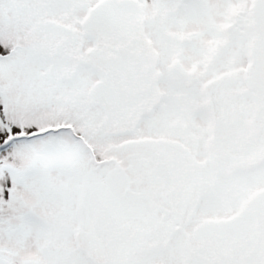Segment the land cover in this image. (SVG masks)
Returning a JSON list of instances; mask_svg holds the SVG:
<instances>
[{
  "label": "flooded vegetation",
  "instance_id": "1",
  "mask_svg": "<svg viewBox=\"0 0 264 264\" xmlns=\"http://www.w3.org/2000/svg\"><path fill=\"white\" fill-rule=\"evenodd\" d=\"M123 1H134L140 7L145 0L118 3ZM165 1L171 8L159 29L151 33L153 56L146 52L142 58L143 70L138 79L141 86L148 83L156 98L151 81L155 76L158 92L165 93L163 89L169 86L168 94L173 100L160 95L157 109L141 111L135 120L124 119L113 129L107 128L111 137H121L117 147L120 152L116 151L120 157H131L125 166L119 163L120 170L113 171L122 173L126 180L115 197L119 200L117 207L113 206V198L106 197L112 189L107 190L97 208L88 206L86 196L80 195L74 203L73 218H68V224L73 225L70 238L56 245L54 233L67 225V218L46 217L43 212H33L30 204L25 221L32 223L36 231L33 237L41 241L34 257L17 253L18 240L28 238L26 234L31 230L23 232L24 216L15 211L13 220L19 222L12 229L24 235L14 240V247L5 249L7 254L0 256L1 264H234L237 260L243 264L258 248L264 252V182L233 187L221 186L215 179L220 176L232 182L256 177L264 169V93L253 92L251 86L257 53L263 44L255 26L258 0ZM187 3L201 7H180ZM121 5L119 9L128 6ZM197 15L205 17L201 21L205 30L188 33L184 30L185 18ZM164 28L179 33H167ZM124 29L132 39V22L125 23ZM157 34L172 41L174 52L170 60L168 49L162 48V38L158 40ZM90 44L83 53L96 62L101 73L98 79L102 80V67L107 63L100 66L99 62L113 55L114 47L108 41ZM242 51L244 64L240 71ZM132 58L137 64L140 57L133 54ZM199 70L201 74H196ZM216 82L233 86L230 102L219 99L220 106L210 103L213 92L209 88ZM150 92L135 96L140 101L144 98L140 95L148 97ZM193 93L201 104L183 107L192 102ZM246 103L251 104L247 109L242 106ZM158 110L170 112L167 117L171 121L159 126L152 123ZM178 124L182 127L180 132ZM136 158L143 174L136 179L137 185H132L130 172L136 165L130 160ZM209 159L213 164L219 159L218 167L222 168L210 169L205 164ZM148 166L150 169L145 171ZM111 176L112 173L104 182L108 184ZM80 189L77 185L76 195L81 194ZM97 221H101L98 228L88 227ZM199 225L208 232V249L201 243L193 244V228Z\"/></svg>",
  "mask_w": 264,
  "mask_h": 264
},
{
  "label": "snow or ice",
  "instance_id": "2",
  "mask_svg": "<svg viewBox=\"0 0 264 264\" xmlns=\"http://www.w3.org/2000/svg\"><path fill=\"white\" fill-rule=\"evenodd\" d=\"M121 7L118 0H0L4 207L27 214L16 190L33 207H47L56 189L74 178L70 161L87 167L88 153L78 136L90 143L99 139L100 96L91 86L101 73L83 48L107 34ZM243 264H264V252L258 248Z\"/></svg>",
  "mask_w": 264,
  "mask_h": 264
},
{
  "label": "rangeland",
  "instance_id": "3",
  "mask_svg": "<svg viewBox=\"0 0 264 264\" xmlns=\"http://www.w3.org/2000/svg\"><path fill=\"white\" fill-rule=\"evenodd\" d=\"M120 4H128V6L126 8L117 10L116 23L114 24V26L107 32L106 35L102 37V39L96 41L100 43L108 41L114 47L111 48V51H113L114 54L110 57H107L104 62L103 60L99 62L100 66L102 63H107L106 65L102 64V73L105 74V78L102 80H99L98 78L94 79L92 81L91 86L92 90L97 92L100 96V100L96 105V111L98 114L97 127L100 129L99 139L96 143H90L89 141L85 140L82 136H78V139L80 140L82 146L86 149L88 153V157L86 159L87 167L82 170L78 162L70 161L71 167L73 169V175L76 172H79L81 173V176L79 178L75 176L72 180L65 181L60 187H58L54 193L53 201L49 206L44 208L33 207V209H31L33 212H43L46 217L54 219L67 218V225L64 226L63 229H59L54 233L56 235V245H59L61 240L62 245L67 242L68 237L70 238V228H72L73 225L68 224V218H73L72 212L75 206L74 203L79 201L80 195L83 198L86 196L85 202L88 206L91 205V208L96 206L97 208V206L103 201L107 190L112 189V194L106 197H108V200L110 198H113L114 207H117V204L119 203V200L115 197L119 196L118 192H120L121 188L126 185V180L125 178H122V173H113L116 166H119V164L115 163L118 162L123 165H126V163L129 161V159H131V157H125L123 159L122 157H120V155L116 151L120 152L117 147L118 144L121 142V137H118V139L116 137H111L107 131V128L113 129L115 127V124H120L121 121L124 119L135 120L139 112L141 111L148 113L150 110H152V108L157 109V100L160 95H163L162 97L164 99L173 100V98L168 94V91L170 89L169 86L163 89L165 93L158 92V90L156 89L157 78L155 76L154 78L152 76L153 80L151 81L153 84L154 92L156 91V98H153L152 90L148 97L140 95L141 97H144L141 98L140 101L138 97L135 96L138 95V90L141 88L140 80L138 78L141 77L143 70L142 58L145 57L146 52L152 54L153 56V46L151 44V41H153V37L151 38V33H154L153 31L159 29L162 22L165 21V17H167L171 5H169L168 2L165 0H145L144 7L141 11V6L139 7L134 1H123ZM204 19L205 17L202 15H197L194 17L187 16L185 18L184 30L188 33L196 29L205 30V28H202L201 26V21ZM128 21L132 22V27L134 30V35L132 39L128 38L129 36L126 35L124 29V25ZM164 30H166L167 33H179V31H174L173 29L168 30L164 28ZM156 38H158V40L162 38V48L168 49L167 58L170 60L173 57L174 52V47L173 51L171 50L172 41L158 34L156 35ZM117 42H119V45L115 46L114 44H117ZM90 45L91 44L88 43L84 47L85 49L83 48V52H85V50L88 49ZM126 54H129V56H126ZM133 54L136 55V57H140L138 59L137 64L136 61H133L134 58L130 59V56ZM240 58L241 61L238 67L241 71L244 64L243 51L240 55ZM143 64H145L146 66L148 65V62L144 61ZM190 68L191 66L189 65L188 69ZM201 72L202 71L199 70L196 74H201ZM155 74H157L156 71ZM227 86L230 88H227ZM209 89H211L213 92L211 94L212 101L210 99V103L214 104V106H220L222 104L221 102H219V99L222 102H225L229 99V97L231 98V94L233 92L232 90H234L233 86L231 87L227 85V83L222 82L212 83ZM258 102L261 101L259 100ZM194 104H201V100L195 93H193L192 95V102L184 103L183 107H187L189 109ZM250 105L251 104L246 103L242 106H245V108L247 109V107H249ZM166 107H169V105ZM159 111L160 110L157 111V115H155V118L153 119L152 123H155L156 126H159L158 124H167L171 121V119L167 117V114H169L170 112L159 113ZM180 127L181 126L178 124L177 132L181 131L182 127ZM190 127L194 128L193 124H190ZM192 132L194 136H196V131L194 129H192ZM92 149L96 150L95 153L97 154L98 161L96 164H93V166L89 162V157L92 154ZM218 160H216V163L213 164L212 160L209 159L205 161V164L210 169L213 168L214 170L219 171L222 167H218ZM130 161H132L136 165V167L132 166L133 171L130 172L132 185H137L136 179H138L140 174H143V172L141 171L142 168L138 167L139 161L137 160V158ZM197 161L198 163H201L200 160L197 159ZM94 167H98L101 171L95 172ZM144 169L145 171H148L150 169V166L145 167ZM123 170H125L124 167ZM111 173L112 176L108 179L107 184L104 182V180L106 181L105 178H108L109 174ZM255 176L256 177L249 176L248 178H239L238 180H234L232 182H226L220 176H217L215 179L218 180V184L221 186L230 185L234 187L236 185L240 187H251L254 185H262V182H264V169L260 172L258 176ZM77 185L81 187V194L76 195ZM88 187H90L92 190H90ZM16 192L23 199L25 205H28V207H30V204L32 205V202L28 196L24 195L23 193H19V190H16ZM6 203L7 202L3 200V197L0 196V256H5V254H7L5 253V249H10L11 247H14V240H17L22 235H24L18 234L17 236H15L11 232L10 228L12 227V225L16 224V222H19V220H13V216H15L14 212L20 211L4 207ZM28 210L30 209H27V211ZM94 215L95 217L97 216V209H95ZM22 216H24V222H21L24 227L23 232L25 231V229H27V231L31 230L32 233L30 231L29 234H26L28 238H20L18 240L19 247L16 248L17 253L23 257H28L30 255H33L34 257V255L37 253L36 247L40 244L41 241H39V238L35 239L33 237L34 234L36 235V231L32 223L25 221V219L28 217L27 214H23ZM100 223L101 221H97L96 224H89L88 227L91 229H96L99 227ZM193 229L194 233L196 234L193 240V244L198 245L201 243L200 246L203 245L204 249H208V244L210 243V240L207 237L208 232L206 231V228H203V226L199 225V227L194 226Z\"/></svg>",
  "mask_w": 264,
  "mask_h": 264
},
{
  "label": "water",
  "instance_id": "4",
  "mask_svg": "<svg viewBox=\"0 0 264 264\" xmlns=\"http://www.w3.org/2000/svg\"><path fill=\"white\" fill-rule=\"evenodd\" d=\"M255 25L263 38V44L257 53V63L254 76L252 78V90L255 93H264V0H258V12L255 20ZM141 93L148 94L149 86L144 84L140 89Z\"/></svg>",
  "mask_w": 264,
  "mask_h": 264
}]
</instances>
